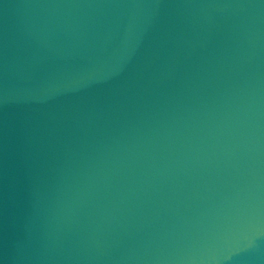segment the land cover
<instances>
[{"label":"water","instance_id":"obj_1","mask_svg":"<svg viewBox=\"0 0 264 264\" xmlns=\"http://www.w3.org/2000/svg\"><path fill=\"white\" fill-rule=\"evenodd\" d=\"M0 264H264V0H0Z\"/></svg>","mask_w":264,"mask_h":264}]
</instances>
